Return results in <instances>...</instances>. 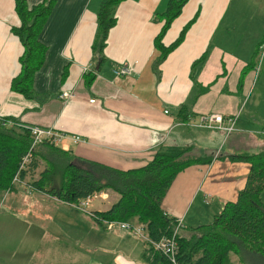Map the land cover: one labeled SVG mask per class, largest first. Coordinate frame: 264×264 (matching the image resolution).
<instances>
[{
    "label": "crops",
    "instance_id": "obj_1",
    "mask_svg": "<svg viewBox=\"0 0 264 264\" xmlns=\"http://www.w3.org/2000/svg\"><path fill=\"white\" fill-rule=\"evenodd\" d=\"M26 1L31 6L41 0ZM101 1L57 0L38 37L47 51L33 79L36 97L26 98L9 88L19 70L22 45L11 31L18 24L14 0H0V118L22 126L52 127L84 140L59 146L69 158L40 146L38 167L22 180L26 186L15 182L0 193L3 203L20 199L22 211L35 213L32 230L56 245L51 261L48 252L33 251L32 264H80L73 257L81 252L80 246L94 256L100 251L97 235L117 248L107 264H144L140 258L143 240L140 245L139 238L125 230L98 226L73 203L35 187L33 180L52 165L53 158H68L80 170H95L89 163L94 162L125 171L146 164L160 145L188 146L190 157L210 161L178 173L162 208L184 227L185 223L194 227L211 222L226 202L236 200L245 184L250 165L227 156L264 152V100L259 97L264 93V74L263 66L257 65L264 49V22L259 18L264 13L263 0H188L164 34V45L193 21L183 40L162 60L153 39L168 0L120 2L116 23L100 53L93 43ZM126 63L132 74L116 77L114 68ZM61 90H72L74 96L64 100L59 97ZM182 105L187 111L180 116ZM210 113L234 117L233 130L225 133L199 126V117ZM109 191L108 200L99 199L110 202L108 206L104 210L90 207L92 211H105L118 199L116 192ZM83 226L89 232L85 241L79 234Z\"/></svg>",
    "mask_w": 264,
    "mask_h": 264
},
{
    "label": "trees",
    "instance_id": "obj_2",
    "mask_svg": "<svg viewBox=\"0 0 264 264\" xmlns=\"http://www.w3.org/2000/svg\"><path fill=\"white\" fill-rule=\"evenodd\" d=\"M122 1L102 0L99 4L98 32L93 49L100 53L109 30L116 23V7ZM187 1L168 0L166 10L159 15L161 27L153 42L160 53V60L179 45L193 21L183 26L172 43L164 45V34L180 15ZM56 2L41 0L30 6L26 0H14L18 24L12 26L11 31L18 37L22 52L18 57L19 70L11 78L9 88L26 98L36 97L32 87L33 79L43 65L47 51V46L38 37ZM186 111L187 107L182 105L178 114L182 116ZM186 116L182 119L185 120ZM30 145L29 126L0 118V193L14 186V177L21 182L38 167L40 146H47L70 157L58 146L44 143L32 150L27 168H20ZM189 150L188 146L160 145L146 164L125 171L94 162L89 163L96 167L95 170H80L68 158H53L50 161L52 165L41 171L33 183L37 189L68 203H77L96 191L116 192L118 199L105 211H93L90 218L103 228L105 220L145 223L148 238L157 241L171 234L176 226V219L169 217L162 208L164 196L176 175L192 164L210 161L209 158L190 157ZM227 158L250 165L245 184L239 190L236 200L226 202L211 222L194 227L182 225L178 229V264H234L231 255L239 251L257 252L264 259V152L232 154ZM143 244L140 258L144 264H172L166 256L154 250L149 241L143 240Z\"/></svg>",
    "mask_w": 264,
    "mask_h": 264
},
{
    "label": "rangeland",
    "instance_id": "obj_3",
    "mask_svg": "<svg viewBox=\"0 0 264 264\" xmlns=\"http://www.w3.org/2000/svg\"><path fill=\"white\" fill-rule=\"evenodd\" d=\"M262 3H264V0L262 1ZM259 18H262L264 22V13L262 15H259ZM261 47L264 48V46ZM257 65L258 67L263 66V75L264 49L260 50ZM260 80L261 79H259L258 86H260ZM259 97L263 98L264 100V93L259 95ZM16 182L19 183V181ZM24 186H26L25 182ZM109 192L111 193L112 191ZM116 196L118 195L116 194ZM25 197L27 198V196ZM109 203H101L99 199H94L91 202L90 207L92 209L98 208L104 210ZM9 204L12 205L11 208L8 207ZM22 205L23 203L20 199H17L16 201H11L10 199H8L6 203L1 202L0 200V264H32L35 259H31V253L35 250L42 251L43 253L48 252V261H51L53 258L51 255V250L56 247L54 241L50 242L49 240L40 237L39 233H36L32 230V227L30 226L33 224L32 217L35 216V213H27V211L25 210L22 211ZM40 210L41 209L39 208L36 211L38 213L37 216L40 215ZM185 226L188 227V224L185 223ZM79 234L82 241L87 240L89 238L88 227L83 226ZM97 241H99L101 245L98 246L100 247V251L96 253V256L92 255V253H86L83 250L85 248L83 246H80L81 252H79L78 255H74V259L80 264H83L96 257L97 260L94 264H107L109 260L116 256L115 252L118 253L117 248L115 249V245L112 244L113 242L110 239L104 240L100 235H97ZM107 241H110L111 245L106 244ZM139 242L140 245H142L141 238H139ZM37 258L39 259L38 256ZM231 258L236 262L242 260L243 263H246V261H250L252 264H264V259L257 252L239 251L238 254L233 253ZM41 259L44 260V257L41 256Z\"/></svg>",
    "mask_w": 264,
    "mask_h": 264
},
{
    "label": "built area",
    "instance_id": "obj_4",
    "mask_svg": "<svg viewBox=\"0 0 264 264\" xmlns=\"http://www.w3.org/2000/svg\"><path fill=\"white\" fill-rule=\"evenodd\" d=\"M89 70V66L84 68V72ZM114 75L116 77L128 76L132 74V67L130 64H124L119 68H114ZM74 96V91L66 90L59 93V97L68 100ZM93 102V99L90 100ZM226 123V124H225ZM235 124L234 117L225 118L221 113H210L201 115L198 120L199 126H204L207 128H214L225 133H229L233 130ZM29 131L31 135V145L28 153L23 157L20 168L26 169L27 165L30 163L32 158V150L41 144L49 143L55 146H63L68 140L73 144H77L84 141L82 137L75 134L65 133L56 130L52 127H41L38 125L29 126ZM19 181L18 178L14 177V182ZM20 182V181H19ZM109 194L105 190L96 191L93 194L80 199L77 203H73L75 207L80 209L82 212L86 213L88 216H92L93 211L90 210V204L94 199L107 200ZM104 228L107 230H112L114 228H119L125 230L134 236L141 238L144 241H149L154 250L160 252L166 256L172 264H178L177 254H178V242L176 239L178 229L182 227V222L180 219H176L175 227L171 234L162 236L157 241H152L148 238L146 233V224L142 222L130 223L126 221H103Z\"/></svg>",
    "mask_w": 264,
    "mask_h": 264
}]
</instances>
